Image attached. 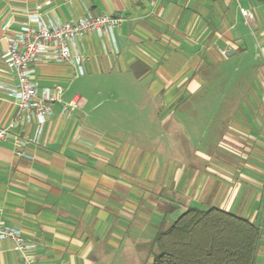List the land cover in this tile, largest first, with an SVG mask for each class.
I'll use <instances>...</instances> for the list:
<instances>
[{
    "label": "crops",
    "instance_id": "crops-1",
    "mask_svg": "<svg viewBox=\"0 0 264 264\" xmlns=\"http://www.w3.org/2000/svg\"><path fill=\"white\" fill-rule=\"evenodd\" d=\"M87 12L121 21L113 40L93 32L78 40L84 75L75 76L72 63L34 66L39 88L63 91L33 141L36 121L18 120V104L3 88L15 78L2 54L29 14L56 22ZM233 65L239 73L229 79ZM99 78L115 82L110 93L141 91L135 106L147 115L143 122H171L189 141L176 142L173 133L170 153L166 145L151 148L153 134L141 128H98L117 122L100 116L99 98L93 102L105 90ZM216 79L228 80L220 99L192 97L217 90ZM76 81L84 96L71 90ZM199 107L208 115L181 116ZM1 128L10 136L0 140V220L36 247L26 263L12 240L0 238V264H141L155 233L189 206L257 224L264 220V0H0ZM15 138L25 140L20 153Z\"/></svg>",
    "mask_w": 264,
    "mask_h": 264
},
{
    "label": "built area",
    "instance_id": "built-area-1",
    "mask_svg": "<svg viewBox=\"0 0 264 264\" xmlns=\"http://www.w3.org/2000/svg\"><path fill=\"white\" fill-rule=\"evenodd\" d=\"M239 2V0H237ZM41 5H37L40 8ZM241 13L248 20L253 18V13L248 9H241ZM121 19L106 13L94 14L87 12L72 21L46 22L40 13H32L22 23L17 36L2 54V58L9 68L10 74L15 78L12 85H4L8 95L18 104V120L36 121V134L33 141L37 140L46 117L53 112V104L60 100L63 87L54 84L52 87L39 88L34 80V66L40 61H56L72 63L74 75L86 73L84 66L87 57L79 51L78 40L86 33L93 32L97 35H109L113 40V32L119 26ZM222 55L227 51L222 50ZM79 98L64 104L62 111L70 113L78 104ZM10 136L8 129H0V140ZM13 143L16 152L25 144L24 139L15 138ZM0 238L12 240L20 252L24 262L29 263L33 258L36 243L27 238L22 229L4 224L0 220Z\"/></svg>",
    "mask_w": 264,
    "mask_h": 264
},
{
    "label": "trees",
    "instance_id": "trees-1",
    "mask_svg": "<svg viewBox=\"0 0 264 264\" xmlns=\"http://www.w3.org/2000/svg\"><path fill=\"white\" fill-rule=\"evenodd\" d=\"M259 243L260 227L249 219L215 206H189L155 233L152 264H256Z\"/></svg>",
    "mask_w": 264,
    "mask_h": 264
},
{
    "label": "rangeland",
    "instance_id": "rangeland-1",
    "mask_svg": "<svg viewBox=\"0 0 264 264\" xmlns=\"http://www.w3.org/2000/svg\"><path fill=\"white\" fill-rule=\"evenodd\" d=\"M238 67L237 65L232 66V71H230L229 79L233 78L234 75L239 73L235 68ZM100 80V82H99ZM98 82L99 85L102 84V78H99ZM215 88L213 91L205 92V90H202V92L199 93L198 98L202 101H214L219 99L220 91H218V88L221 85V79H216L215 81ZM105 90L101 92L99 97H95L93 100L94 103L100 102L102 106H100L101 114L100 116H109L111 118L116 119V124H114L116 127L112 125H105L101 122L97 123L96 125L98 128L106 129L108 131H112L115 133H123L121 129L126 130L124 132L130 131L135 132L139 128H141V131L148 132L149 134H153L147 141V144L152 148H162L166 145V149L172 153V142H173V133L175 134V141L179 142L181 144H186L189 140L186 137H183L178 130H176V125H173L171 122H167L164 125H159V123H148L143 122L144 119H147V115L144 114V110L138 109L135 106V103L142 102L144 100L143 93L141 91L132 90L129 85L127 87L128 90H118L115 92L110 93L108 91V87H115V82L113 83H106L102 84ZM84 88L86 86L82 85ZM77 81L74 83V85L71 86V90L78 91L82 96L86 94L82 91V89H77ZM112 94V95H111ZM99 98V99H98ZM95 99H98L96 101ZM208 103V102H206ZM104 105V106H103ZM188 108L183 109L185 110L184 114H181V116H207L208 109L205 107H199V109L195 108ZM135 112V113H134ZM138 112H140L138 114ZM136 116V117H135ZM178 116V115H177ZM135 117V118H134ZM185 128H188L190 125H184ZM197 128L202 127L203 125H193ZM175 128V129H174ZM186 133H189L190 130L184 131ZM194 132V131H193ZM193 138H196L193 137ZM202 138V137H201ZM151 144H149V143ZM168 145V147H167ZM165 149V150H166ZM157 152L160 153V150L156 149ZM257 224L260 227V236H262L260 243L263 245L262 249L258 248L257 253V259L256 264H264V220L261 221L260 219L257 220ZM153 246V245H152ZM260 247V246H259ZM157 252V249L155 246L153 248H150V251H148L146 254L147 257H144L141 264H152L153 254ZM122 260H118L117 264H122ZM124 264V263H123ZM126 264V263H125Z\"/></svg>",
    "mask_w": 264,
    "mask_h": 264
}]
</instances>
